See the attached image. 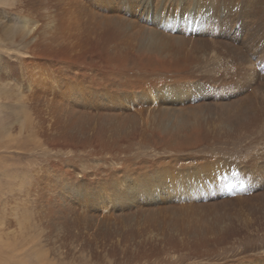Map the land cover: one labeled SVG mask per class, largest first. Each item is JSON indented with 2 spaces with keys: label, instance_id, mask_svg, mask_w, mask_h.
<instances>
[{
  "label": "bare ground",
  "instance_id": "6f19581e",
  "mask_svg": "<svg viewBox=\"0 0 264 264\" xmlns=\"http://www.w3.org/2000/svg\"><path fill=\"white\" fill-rule=\"evenodd\" d=\"M89 1L85 5L87 7L83 4L84 8L79 7L73 13V24L80 29L85 28L81 31L87 36L98 38L100 35L109 37L113 33H122L124 37L128 34L133 39L131 41L135 38L140 43L144 38H137L138 35L146 39L142 45L136 43L138 54L132 59L119 55L108 58L112 67L123 65L129 68V78L123 86L125 89L116 92L117 95L131 94L127 105L121 104L119 98L108 101L102 94L100 101L107 112L101 109L95 114L86 113L92 101L74 90L70 101L76 103L77 109L69 111V104L63 106V113L70 117L55 125L61 127L56 137L73 141L76 148L80 139L86 146L96 138L97 148L119 154L118 138L123 140L128 136L111 134L109 125L118 123L123 128L127 119L132 121L131 127L139 126L137 131L141 137L150 129L151 137L161 141L166 150H194L226 141L236 133L250 135L259 129L264 121V17L256 8L263 0H149L152 8L145 12L143 19H138L136 14L142 13L136 11L141 0H113L116 7L110 8L111 12L113 9L116 12L121 10L123 17L117 14L110 17L94 8L108 0ZM245 4L249 10L246 16L243 11ZM229 13L237 14L238 27L229 24ZM252 14L256 18L250 22L248 17ZM89 16L98 20L92 19L91 25ZM81 17L90 18L88 23L85 20L87 26L80 25ZM29 20L22 19L17 31L31 32ZM116 24H121L123 29L128 28V33L125 30L127 34L120 32ZM243 33L242 45L236 47L237 37ZM212 42L223 47L224 51L211 48ZM227 51L231 54L228 55ZM247 52L253 57L259 54L256 62H261V68H253L251 63L253 67L246 66L245 74L237 69V72L224 70L218 76L203 77L189 72L193 65L206 60L219 56L226 59L224 53L229 56L226 65L242 67L249 62ZM212 56L216 57L212 59ZM259 75L263 84L257 83ZM75 114L77 118L96 117L103 126L84 128L77 118L73 119ZM74 132L80 136L77 141ZM258 150L259 153L239 165L242 169L236 188L253 191L264 187V146ZM103 152L97 154L102 155ZM92 155L98 156L95 153L85 157ZM112 157L118 159L115 155ZM128 160L125 158L117 163L116 170L100 178L102 181L87 179L85 170L88 165L84 166L85 163L80 166L77 177L67 174L59 180L62 187L69 188V192L64 189L66 194L63 196L61 189L58 191L62 209L56 206L55 211H49L51 215L46 228L54 230L57 224L68 232L70 239L78 242L82 234H72L85 227L94 232L95 242L80 238L86 243L82 251L90 250L92 246V252L97 247L101 248L92 254L91 262L79 261L78 264H161L153 263V260H160L168 253L181 252L179 250L201 255L224 244L227 228L224 215L207 213L204 209L196 211L193 206H222L228 202V193L231 192L226 187L230 185L231 177L220 175L226 170L225 165L235 166L233 164L236 163L220 158L204 159L190 167H182L181 161L175 160L176 167L172 169L164 166L167 163L165 159L134 163H128ZM100 174H93V179L99 178ZM100 212L106 215L101 218ZM158 236L162 239L158 240ZM60 244L66 254L64 261H76V251L71 253L70 244L67 250L66 244L62 241ZM60 264H64L63 261Z\"/></svg>",
  "mask_w": 264,
  "mask_h": 264
},
{
  "label": "rangeland",
  "instance_id": "374dc122",
  "mask_svg": "<svg viewBox=\"0 0 264 264\" xmlns=\"http://www.w3.org/2000/svg\"><path fill=\"white\" fill-rule=\"evenodd\" d=\"M88 2L91 1L0 0V264L91 262L94 253L101 248L97 247L99 250L92 252L94 248L92 246L91 251H82L86 243L80 238L85 237L88 242L91 240L94 243L92 230L84 227L83 230L76 231L72 235L81 233L83 236L80 235L79 241L75 242L73 238H69L68 232L57 224L54 230L46 228L51 215L49 211H55L56 206L62 209L59 205L58 191L61 189L60 194L63 196L66 194L64 189L69 192V188L65 185L63 188L59 180L67 174H75L77 177L80 166L85 163L84 166L88 165V169L85 170L87 179L102 181L101 179L116 170L115 165L125 158L129 159L128 163L165 159L167 163L164 166L172 169L176 167L175 160L181 161L179 164L182 167H190L194 162L204 159L220 158L236 163L233 164L235 166L225 165L226 170L220 175L231 177L230 185L226 187V190L231 192L227 198L230 200L222 206L207 204L193 206L196 211L204 209L207 213L218 212L224 215L227 223L224 244L201 255L179 250L181 252L168 253L166 257L160 259L161 261L153 260V263L264 264V187L253 191L235 187L241 176L242 168L239 165L246 163L251 155L259 153L258 149L264 146V121L253 134L236 133L226 141L204 145L194 150L181 148L166 150L161 141L158 142L151 137L150 129H147L143 137L139 136L137 131L139 126L131 127L130 119L124 121L123 128L118 123L109 125L111 134L128 136L123 140L118 138L119 154L103 152L104 149L97 148L94 142L97 141L96 138L90 145L84 146V141L75 132V141L80 139L77 141V148L73 141L56 137L57 130H61V127L55 125L70 117L63 113V106L69 104V111L77 109L76 103L70 101L74 90L85 94L92 101L88 105L89 109L85 110L86 113L95 114L101 109L107 112L100 101L102 94L107 96L108 101L119 98L121 104L127 105L126 101L130 98L128 95L131 94L117 95L116 92L125 89L123 86L129 78L127 72L129 68L123 65L118 68L112 67L108 63V58L119 55L121 58L132 59L138 54L136 47L144 44L146 39L145 36L138 35L137 38H144L140 43L136 42L137 39L134 37L135 42L131 41L133 39L127 34L128 28L123 29L121 24L116 25L120 32L124 30L127 32L124 33L127 34L128 40L122 33H113L109 37L100 35L98 38L87 36L81 31L85 28L80 29L73 24V13L79 7L84 8ZM140 6L136 11L143 14L137 12L136 14L138 19H143L145 12L152 8V4L149 0H141ZM113 7H116V3L108 0L94 8L97 11L102 10V13L110 17L116 14L123 17L121 10L116 12L113 9L111 12L110 8ZM243 11L246 12L244 16L249 12L246 4ZM256 11L264 17V0L257 6ZM229 14V24L238 27L237 14ZM89 17H86L87 19L81 17L83 19L80 25L87 26ZM24 18L30 19L31 32L17 31ZM255 18L256 16L252 14L248 20L251 22ZM92 19L98 20L91 17V25L94 21ZM244 34L237 37L236 47L242 45L241 38ZM211 48H220L224 51L223 47L214 42ZM227 52L228 55L231 54ZM227 54L224 53L226 59L212 56L213 60L193 65L189 72L197 77L218 76L224 70L237 72V69L238 72L245 74V68L253 67L252 64L253 68L262 67L259 60L256 62L259 54L253 57L247 52L249 62L239 67L240 69L237 65H226L229 59ZM189 72L187 74H190ZM135 75L136 73L131 79H134ZM263 78L259 75L257 83L263 84ZM136 91H139L138 87ZM77 117L75 114L73 119ZM76 120L84 128L103 126L96 117ZM94 150L98 156L85 157L87 154H95ZM101 152L102 155L97 154ZM114 155L118 159L113 158ZM96 172L101 174L99 178L93 179ZM102 195L101 193L100 196ZM99 215L102 218L106 213L100 212ZM157 239H162V236H158ZM61 241L62 244L68 242L65 250L70 244L68 248L72 247L71 253L75 254L76 251V261H64L66 254L60 248Z\"/></svg>",
  "mask_w": 264,
  "mask_h": 264
}]
</instances>
